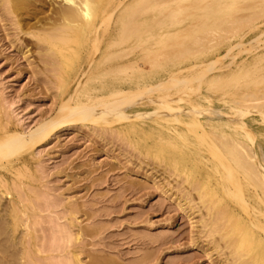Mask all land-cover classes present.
<instances>
[{
	"label": "bare ground",
	"instance_id": "1",
	"mask_svg": "<svg viewBox=\"0 0 264 264\" xmlns=\"http://www.w3.org/2000/svg\"><path fill=\"white\" fill-rule=\"evenodd\" d=\"M45 1L50 5L47 4L49 14L38 25L42 32H34L33 35L40 46L50 50L48 53L52 51L54 55L56 51L51 67L64 70L65 73L56 79L70 89L62 92L55 114L43 119L31 130L13 128L0 119V177H6L4 170L15 164H29V156L33 155L36 147L43 146L58 131L74 125L88 124L103 131L109 128L116 130L117 135L123 130L152 128L159 131L160 146L169 153L167 157L165 155L166 163L177 169L183 167L181 171L186 169L184 172L189 168H198V180L205 183L207 190L209 187L207 193H203L231 197L227 205V220L231 226L227 227H231L232 232L230 230L226 242L230 246L246 245L242 258L256 257L253 251L255 244L259 247L256 254L263 255L264 143L253 122L259 119L261 126L258 128L264 133V54L242 67L238 64L235 69L230 68L228 61L223 67L227 70L212 75L209 73L216 69V64L232 55L233 46L225 51L224 56H216L219 58L215 60L205 62L199 58L237 36L244 28L253 27L257 19L264 17V0ZM255 40L254 43L258 41ZM233 45L243 44L238 42ZM261 45L264 47L263 42ZM23 52L27 53L24 49ZM193 59L196 61L192 63ZM144 64L149 65L148 71ZM140 105L152 110L134 113V108ZM142 120L143 123L140 122ZM211 182H215L216 186H211ZM196 185L194 188L198 187V192L202 188V192L205 186ZM4 193L0 190L1 199ZM215 202L217 200L211 203L215 205ZM212 204H209L211 208L207 207L209 210L213 208ZM14 210L12 215L17 211ZM76 213L71 212L70 217L73 218ZM221 214L219 212L217 218ZM14 217L15 220L16 215ZM213 220L205 221L204 227L216 224ZM17 224L14 223V228H20L21 225L16 227ZM70 224L77 227L73 220ZM75 239L82 242L79 233L75 234ZM76 241L74 245L78 244ZM61 247H64L63 244ZM241 261L240 258V264Z\"/></svg>",
	"mask_w": 264,
	"mask_h": 264
},
{
	"label": "rangeland",
	"instance_id": "2",
	"mask_svg": "<svg viewBox=\"0 0 264 264\" xmlns=\"http://www.w3.org/2000/svg\"><path fill=\"white\" fill-rule=\"evenodd\" d=\"M44 1L0 0V119L5 125L21 130L25 127L26 131L53 116L62 92L70 89L60 80L56 85L65 73L51 67L56 51L54 55L52 51L48 53L50 50L40 46L33 35L34 32H42L38 25L49 14L50 5ZM263 18L257 19L253 27L244 28L237 36L200 56L199 60L209 62L219 58L216 56H224L225 51L233 46L232 55L221 59L222 63L219 61L216 71L209 75L227 70V67H223L228 61L230 68L235 69L238 64L242 67L264 54V47H261L262 42L264 44ZM254 40L258 41L254 43ZM238 42L246 47L233 45ZM195 61L193 59L192 63ZM45 67L48 69L45 70ZM144 68L148 71L149 65L144 64ZM141 110L152 109L140 105L133 112ZM140 122L143 123V120ZM147 122L151 123L149 120ZM253 123L256 131L262 134L264 143V133L258 128L261 121L258 119ZM93 128L88 124H78L58 131L51 140L34 149L33 155L29 156V164L18 163L4 170L6 177H0V183H6L0 184V190L9 194L4 193L2 199L0 197V264H240V258L244 261L241 264H257L258 260V264H261L264 261L259 257L264 258V254H256L258 245H253L256 257L251 259L242 258L246 245L230 246L226 242L225 239L232 232L231 227H227L231 226L227 220V205L231 197L225 194L207 195L209 187L207 190L205 183L198 180V168H189L193 171L188 169L187 173L184 172L186 169L181 171L183 167L177 169L166 163L165 155L167 157L169 153L160 146L159 131L139 127L136 130L128 129V132L120 131L117 135L116 130ZM112 132L115 134L112 135ZM199 182L205 186L202 192V188L199 192L198 187L194 188ZM200 183L197 184L199 187L202 185ZM210 185L216 186L215 182ZM167 188L169 192H166ZM209 200L217 202L214 205ZM209 204L219 208L213 206L209 210L212 207ZM14 209L17 210L15 220V215H12ZM69 209L77 212L73 214L75 219L70 217ZM217 211L222 213L219 219ZM71 220L77 223V227H71ZM212 220L216 224L204 227L205 221ZM15 222L18 223L16 227L21 225L17 227L18 231L14 228ZM76 232L80 234L82 242L76 241ZM87 233H91V236ZM75 241L78 244L74 245ZM62 244L64 247H61Z\"/></svg>",
	"mask_w": 264,
	"mask_h": 264
}]
</instances>
